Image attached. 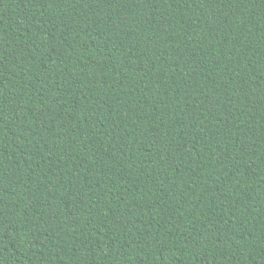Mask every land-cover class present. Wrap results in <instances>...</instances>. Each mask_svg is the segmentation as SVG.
I'll return each mask as SVG.
<instances>
[{
    "label": "trees",
    "instance_id": "obj_1",
    "mask_svg": "<svg viewBox=\"0 0 264 264\" xmlns=\"http://www.w3.org/2000/svg\"><path fill=\"white\" fill-rule=\"evenodd\" d=\"M0 264H264V0H0Z\"/></svg>",
    "mask_w": 264,
    "mask_h": 264
}]
</instances>
